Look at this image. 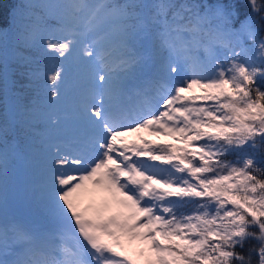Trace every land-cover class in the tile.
<instances>
[{
	"label": "snow or ice",
	"instance_id": "snow-or-ice-1",
	"mask_svg": "<svg viewBox=\"0 0 264 264\" xmlns=\"http://www.w3.org/2000/svg\"><path fill=\"white\" fill-rule=\"evenodd\" d=\"M9 47L0 264H264V0H0L5 98Z\"/></svg>",
	"mask_w": 264,
	"mask_h": 264
},
{
	"label": "rangeland",
	"instance_id": "rangeland-1",
	"mask_svg": "<svg viewBox=\"0 0 264 264\" xmlns=\"http://www.w3.org/2000/svg\"><path fill=\"white\" fill-rule=\"evenodd\" d=\"M62 103L65 104V107H68L71 103L70 96H66L63 99ZM71 123H72L71 121L68 122L69 129L71 128ZM143 135H145L146 138L149 140L152 139L157 140L159 138H163V137L150 136L147 133H144ZM20 165H21V172H20L19 181H21L24 184L27 183L28 187H32V193H33V185L36 188L39 181V167L37 160L35 156L31 155L30 157H27L25 160H20ZM27 176L29 177V179L26 178ZM142 247H143L142 245L133 243L130 246H128L126 250L129 255L133 256V258H138L142 250Z\"/></svg>",
	"mask_w": 264,
	"mask_h": 264
},
{
	"label": "trees",
	"instance_id": "trees-1",
	"mask_svg": "<svg viewBox=\"0 0 264 264\" xmlns=\"http://www.w3.org/2000/svg\"><path fill=\"white\" fill-rule=\"evenodd\" d=\"M18 2H19V0H3V3L7 4L9 6H11L12 4L18 3ZM37 2H38V0H37ZM12 54H13L12 48L9 47V51H8V55H9L8 72H9V89L10 90L8 91L6 98L3 94V92H0V121H2L4 118L5 106H8L7 116H8L9 122H11L13 119V113H14L15 105H16V99H15V96L13 95V91L11 90V79L13 78L14 71H15L14 65L11 62ZM40 86H42V82H41V84H38V87H40ZM159 139H164V138H159ZM15 160H16V158H14V161Z\"/></svg>",
	"mask_w": 264,
	"mask_h": 264
}]
</instances>
